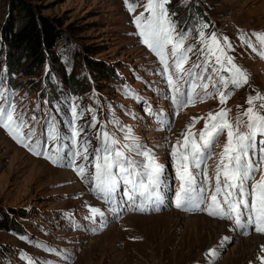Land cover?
Instances as JSON below:
<instances>
[{"label":"rangeland","instance_id":"1","mask_svg":"<svg viewBox=\"0 0 264 264\" xmlns=\"http://www.w3.org/2000/svg\"><path fill=\"white\" fill-rule=\"evenodd\" d=\"M28 2L40 17L62 23L60 39L55 44L43 43L41 60L17 57L11 44L12 33L21 29L26 20L19 16L13 0H0V93L14 106V121L23 118L25 122L15 129L18 134L28 137L35 131L30 144L43 142L46 121L55 116L57 130L65 137L59 142L61 150H73L71 98L80 106L77 112L84 110L76 121L77 127L84 129L77 137V147L90 141L89 162L98 147L97 133L114 136L119 148L129 143L125 131L131 128L136 140L151 149L164 167L163 176L168 178L167 186H171L177 178L170 154L173 146L182 149L186 133H192L199 143L205 124L211 131L215 122L212 117L221 119L222 110L223 119L234 130L238 126L240 132L246 131L245 112L250 107L264 116V58L258 54L264 52V43L253 35L264 36V0L165 3L167 16L175 23V33L187 34L181 51L192 49L182 63L183 73L199 64L195 73L203 76V80L193 78V100L179 109L165 98L169 90L166 76L160 74L163 65L142 43L140 29L134 23L141 14L142 23L150 17L145 8L147 0H128L134 7L132 12L125 0ZM203 25L207 27L201 37L198 32ZM212 33L223 52L212 43ZM222 38H227L231 50ZM208 46L215 54L208 52ZM165 53L179 91L187 92L188 77L177 79L172 67L171 45ZM216 55L221 56L225 67L216 63ZM229 56L247 74V83L240 87L231 83L226 88L221 85L212 96L201 99L206 95L201 88L204 83L208 84L207 92H213V84L221 76L230 80ZM221 92L226 97L223 103ZM133 95L151 105L154 113L161 114L164 123L149 114ZM250 96L254 97L251 105ZM4 102L0 100V105ZM93 114L95 128L90 127ZM227 131L214 142L202 168L211 193L215 190L216 168L227 143ZM262 139L258 134L253 159L259 170L248 181L250 191L264 182V161L259 152ZM233 140L235 143V135ZM52 146L49 141V151ZM249 156L252 157L251 152ZM81 163L83 157L71 167L54 165L50 159L32 154L0 126V264H252L260 254L264 257V232L244 236L230 220L209 215L208 211L188 214L170 208L160 212L117 213L92 191L93 184L77 174L75 169ZM92 172L94 167L89 163L86 176ZM92 208L99 209V213L93 214Z\"/></svg>","mask_w":264,"mask_h":264},{"label":"snow or ice","instance_id":"2","mask_svg":"<svg viewBox=\"0 0 264 264\" xmlns=\"http://www.w3.org/2000/svg\"><path fill=\"white\" fill-rule=\"evenodd\" d=\"M167 2L168 0H147L145 8L150 13V17L142 23L144 17L141 14V16L136 17L134 23L140 29L139 35L143 38L142 43L147 45L163 65L160 74L161 76H166L169 90L165 93V98L169 99L176 109H179L193 100L196 87L193 83V78L203 80V76H198L195 73V68L200 67L199 64L193 65V69L188 73H183L182 63L186 60L187 53L192 49L189 47L181 51L180 46L187 38V34L184 32L175 33V23L168 18L165 9V3ZM125 5L129 12L134 11V7L128 3V0H125ZM206 27V25H203L202 29L199 30L198 34L201 37L205 36L203 28ZM174 33L175 36L173 35ZM253 35L259 36L261 42L264 43V36L255 33ZM222 39H224L228 50H231V45L227 43V38ZM211 41L218 46L219 51L223 52V46L218 44V38L215 33L211 34ZM245 42L250 47L252 46L250 41ZM169 45H171V57L173 58L172 67L176 72L177 79H181L183 76L188 77L186 83L190 85V89L187 92L179 91L172 74L169 72L168 57L165 53V49ZM253 50L255 51V48ZM208 52L215 54L211 46H208ZM258 54L264 58V52ZM216 63L220 64L221 68L225 67L220 55H216ZM227 64L230 65V80H226L221 76L219 82L213 84V92H207L208 84L204 83L201 88L206 92V95L201 97V99L212 96L220 90L221 85L226 88L228 83H231L236 87H240L247 83V74L233 63L232 57H227ZM204 71H207V61ZM212 71L216 72L217 69L213 67ZM211 79V76H209L208 80ZM125 94L128 95V93ZM133 98L139 101V98L135 95H133ZM256 98L259 97L257 96ZM225 99L224 93L221 92V103ZM253 99L254 97H249L248 103L250 105L253 103ZM0 100L5 101L4 104L0 105V126L4 127L17 143L28 148L34 155L50 159L54 165L63 164L71 167L77 159L83 157L84 163L78 165L75 170L81 178L86 179L87 183L94 185L92 191L106 203H113L115 198L120 196L141 211L145 210V205L162 203V190L165 184L164 167L156 161L151 149H147L136 140L131 128L125 131V138L129 140V143L119 148L116 147L119 141L114 136L107 132L97 133L98 147L93 150L94 158L89 162L90 153H88V148L91 147L90 141L85 140L77 147V137L80 136L84 129L82 126L77 127L76 121L83 116L84 110L77 112L80 106L75 100L69 98V111L72 116L70 126L72 128L73 150L68 153H64L61 150L59 142L65 137L57 130L55 116H50L49 120L46 121L43 142L37 141L35 144H30L28 141L35 135V131L30 132L28 137L18 134L15 129H20L24 125L23 118L19 122L14 121V106L10 99H5L3 93H0ZM139 102L142 103V106L145 107L149 114H152L160 123H164L163 120H160L161 114L154 113L151 105H148L146 101ZM261 107L264 108V104ZM57 111H59V108H57ZM87 111L91 112L92 109ZM224 115L225 113L222 110L219 114L221 119L217 120L212 117L215 122L211 124V131H209V125L205 124V128L199 134V143L193 138L192 133H186L182 149L178 150L176 146H173L170 155L174 163L176 178L180 182L179 191L175 193V206L187 209L191 205L201 211H208L209 215L232 221L236 228L246 229L255 225L257 231L264 232V182L254 185L252 191H249L247 186L248 181L259 170L258 162L253 158L256 156L257 151V135L264 137V116L255 113L253 108L250 107L245 112L248 117L246 131L240 132L238 126L234 130L223 119ZM114 123H118V121H114ZM96 124V117L93 114L90 127L95 128ZM120 127L124 131V127L122 125ZM225 129L228 130L227 143L220 154V160L217 164L215 190L209 203L207 196L208 177L206 172L201 169V164L210 157L211 147ZM234 135L235 143L233 140ZM49 141L53 145L51 151H49ZM259 143L261 161H264V139L260 140ZM250 152L252 157L249 156ZM132 154L141 159L133 158ZM65 160H67V164H64ZM89 163L94 167V172L86 176V168ZM221 175H223V181H221ZM198 176H202L203 179L198 181ZM121 186L123 187L122 192L120 191ZM220 195L223 196V204L226 205V208L220 207V202L217 200ZM249 199H251V203H249ZM201 205H206V207H201ZM91 212L97 214L99 209L92 208ZM242 217H246V221H242ZM212 254L215 255V252L213 251Z\"/></svg>","mask_w":264,"mask_h":264},{"label":"trees","instance_id":"3","mask_svg":"<svg viewBox=\"0 0 264 264\" xmlns=\"http://www.w3.org/2000/svg\"><path fill=\"white\" fill-rule=\"evenodd\" d=\"M13 5L26 21L21 29L12 33L11 44L18 53L17 57L25 55L37 62L41 60L43 43L55 44L60 39L62 23L58 19L37 15L28 0H13Z\"/></svg>","mask_w":264,"mask_h":264},{"label":"bare ground","instance_id":"4","mask_svg":"<svg viewBox=\"0 0 264 264\" xmlns=\"http://www.w3.org/2000/svg\"><path fill=\"white\" fill-rule=\"evenodd\" d=\"M192 217V216H191ZM211 221H213L212 219H210ZM225 229V228H224ZM258 238V237H257ZM249 239V238H248ZM247 239V240H248ZM246 252V250H245ZM247 253V252H246ZM252 264H264V257L261 256V254L256 258V261H254Z\"/></svg>","mask_w":264,"mask_h":264}]
</instances>
